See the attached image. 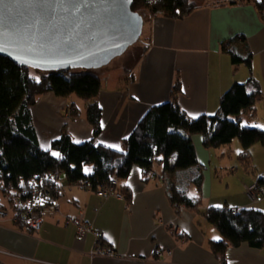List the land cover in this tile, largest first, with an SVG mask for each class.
<instances>
[{"label": "crops", "instance_id": "crops-1", "mask_svg": "<svg viewBox=\"0 0 264 264\" xmlns=\"http://www.w3.org/2000/svg\"><path fill=\"white\" fill-rule=\"evenodd\" d=\"M146 22L137 49L126 51L135 59L133 63L120 65L113 80L108 70L102 76V131L96 144L123 149L124 139L145 113L168 101L176 84L177 102L189 117L196 118L217 114L220 96L234 82L250 77L259 83L262 97L252 115L245 112L242 120L264 129V19L252 3H206L182 18L150 15ZM236 36L244 37L252 52L250 67L233 65L222 49L223 43ZM75 101L48 93L32 106L41 148L50 149L65 127L75 142L93 138L86 105L83 113ZM70 104L80 112L78 117H66ZM191 137L198 166L165 174L160 164L154 167L158 174L148 176L134 165L129 176L119 181L122 199L98 196L59 173L57 196L43 209L38 231L17 219L16 210L1 198L6 208L0 217V264H221L212 242L221 240L222 235L207 219L206 211L229 207L264 212V197L253 203L245 188L253 183L264 186V145L254 144L243 161L242 146L238 147L235 139L225 154L220 146L206 147L201 133ZM197 170L202 183L188 189L195 207H173L171 184ZM80 216L91 229L82 237L76 234ZM95 231L101 234L102 245L111 247L115 255H91ZM225 261L264 264V245L229 246Z\"/></svg>", "mask_w": 264, "mask_h": 264}, {"label": "trees", "instance_id": "trees-1", "mask_svg": "<svg viewBox=\"0 0 264 264\" xmlns=\"http://www.w3.org/2000/svg\"><path fill=\"white\" fill-rule=\"evenodd\" d=\"M229 2L252 3L264 19V0H230ZM197 5L191 0H133L132 10H147L152 15L182 18ZM244 37L236 36L223 43L222 49L235 66H251L252 52ZM35 72H33V71ZM102 79L95 70H59L42 72L17 64L0 55V210L6 208L1 198L17 211L15 195L32 180L40 188L39 196L47 194L48 204L57 196L55 179L63 173L71 182L91 183L96 191L110 180L118 182L127 178L134 165L145 171L155 172L161 164L162 173L175 172L198 166V158L192 134L201 133L206 147L230 144L234 139L241 143L243 153L260 143L264 145V129L243 123L242 115L250 112L262 97L259 83L252 77L245 82H234L219 99V112L189 117L177 102L179 84L170 99L153 106L137 123L132 133L124 139L123 149L96 144L101 133L102 109L99 105ZM53 93L68 98L72 94L86 100V118L93 127V138L75 142L66 127L48 150L41 148L31 114V108L40 96ZM73 108L74 105L70 104ZM80 112L73 109L71 118ZM58 153V155H53ZM91 172L87 173V168ZM152 176V175H148ZM173 182L170 201L173 207H195L188 193L189 186L200 187V170L191 176ZM122 191V190H121ZM123 192V191H122ZM124 194V192H123ZM46 208V207H45ZM207 219L217 227L222 239L212 242V250L221 264H226L229 246L247 243L252 247L264 245V212L258 208L231 209L210 207ZM22 220V219H21Z\"/></svg>", "mask_w": 264, "mask_h": 264}, {"label": "water", "instance_id": "water-1", "mask_svg": "<svg viewBox=\"0 0 264 264\" xmlns=\"http://www.w3.org/2000/svg\"><path fill=\"white\" fill-rule=\"evenodd\" d=\"M133 0H0V55L42 72L98 70L141 37Z\"/></svg>", "mask_w": 264, "mask_h": 264}, {"label": "built area", "instance_id": "built-area-1", "mask_svg": "<svg viewBox=\"0 0 264 264\" xmlns=\"http://www.w3.org/2000/svg\"><path fill=\"white\" fill-rule=\"evenodd\" d=\"M148 175L154 174L153 171H145ZM80 186L84 188L91 189V183L89 181L79 182ZM56 189V187H54ZM246 192L253 203L258 202L264 197V186L258 184L247 185ZM40 188H38L37 183L30 180L22 190L15 195V205L17 207V219L20 218L24 223L33 231H38L42 227V211L48 204L47 194L43 197L39 196ZM98 196L102 197H116L119 199L124 198V194L118 189V182L115 179L110 180V182L103 188L95 191ZM236 209H234V212ZM5 214L4 210H0V217ZM77 230L76 234L82 237L86 232L91 231V229L82 221V217L76 219ZM95 235V247L91 252V255H104L113 256L115 252L111 247L102 245L101 234L97 231L94 232ZM162 252H159L161 255ZM170 253V251H168Z\"/></svg>", "mask_w": 264, "mask_h": 264}, {"label": "rangeland", "instance_id": "rangeland-1", "mask_svg": "<svg viewBox=\"0 0 264 264\" xmlns=\"http://www.w3.org/2000/svg\"><path fill=\"white\" fill-rule=\"evenodd\" d=\"M191 1L194 2L197 5V7H199V6H201L203 4H206V3H210L211 4V3H219V2H225V1H230V0H191ZM140 13L143 15V18H144L145 22H146L148 16L152 15L151 12H149V11H147L145 9L144 10H141ZM144 35H145V33L143 32V34L141 35L140 39L134 45L130 46L131 48L130 47L128 48L129 51H132V50L137 49V47L139 45L138 43L143 39ZM225 44H229V43H225ZM137 53H139V55H140V52H137ZM128 55H129V52H126L125 54H122V55L114 58L109 64H107L106 66H104L102 68H99L98 70H95V72L97 74H99V76L102 79V76L103 75L104 76L107 75L106 70H108L110 72L108 76L111 77L112 80L115 79V77H117V75H118L117 69H118V67L120 65L126 64V63H128L130 65L135 60L134 58H129ZM33 72H35V71H33ZM72 98L76 100L75 101L76 102V105L80 108V110L83 113H85L84 107L86 105V100H83V99L79 98L75 94H72L70 97H68V99H70V100ZM72 112H73V108H71L69 106V109L66 112V117L71 118L72 117L71 116V113ZM235 141H237L236 143H239L238 144V147H240L239 146V145H241L240 144V141L238 139H235ZM220 147H221V149H223L224 153L226 154L227 152H225V151H227L230 148V145L229 144L228 145H221ZM232 148H234V150H237L238 149L237 146H235V144H233ZM234 152H236V154H238V151H234ZM183 174H185V173H183Z\"/></svg>", "mask_w": 264, "mask_h": 264}, {"label": "snow or ice", "instance_id": "snow-or-ice-1", "mask_svg": "<svg viewBox=\"0 0 264 264\" xmlns=\"http://www.w3.org/2000/svg\"><path fill=\"white\" fill-rule=\"evenodd\" d=\"M53 155H58V153H53ZM215 239H218V237H216Z\"/></svg>", "mask_w": 264, "mask_h": 264}]
</instances>
